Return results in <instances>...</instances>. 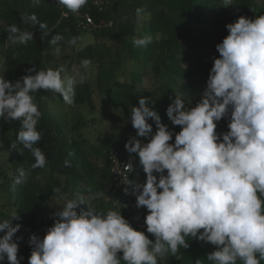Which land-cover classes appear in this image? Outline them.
<instances>
[{
    "label": "clouds",
    "instance_id": "1",
    "mask_svg": "<svg viewBox=\"0 0 264 264\" xmlns=\"http://www.w3.org/2000/svg\"><path fill=\"white\" fill-rule=\"evenodd\" d=\"M40 4L41 0H33ZM88 0H58L76 13ZM225 6L230 0H224ZM144 9L137 8L138 20ZM22 22L37 23L35 14L23 16ZM45 30L47 24L40 23ZM229 34L216 45L207 86L194 107H186L180 96L167 107L173 125L182 126L175 133L163 124L157 111L141 97L131 108V123L136 136L125 148L137 153L146 173L145 183H135L132 193L137 208L146 207L147 232L136 230L120 211L98 212L77 192L55 213L54 225L43 238H29L32 251L29 264H158L157 257L169 251L175 255L180 247L188 248L186 237L210 242L216 250L207 255L212 264H261L264 260V15L254 20L244 16L226 25ZM9 39L27 44L34 38L16 25L8 28ZM64 37L55 35L50 43L58 45ZM151 36L133 40L137 47L151 43ZM71 44H76L73 37ZM59 53L60 48L55 49ZM88 61H84L87 67ZM29 69L28 72H33ZM63 66L39 70L15 83L0 77V118L20 121L17 142L35 157L32 168H43L46 156L36 146L41 140L37 125L41 117L33 93L52 90L64 102L72 104L73 77L64 76ZM228 131L217 132V122L229 116ZM156 131L153 133V124ZM148 139L145 143L144 139ZM13 149L17 143H12ZM22 152V151H21ZM23 153V152H22ZM64 165L70 166L65 160ZM165 170L167 174L165 175ZM14 184L22 183L27 173L19 169ZM133 172V164L124 165ZM158 174V175H157ZM125 185H131L128 176ZM90 191V189H88ZM128 194V188H125ZM86 205V207H81ZM20 225L9 219L0 221V262L21 264L18 241L14 239ZM203 230V231H201ZM123 252L122 257L118 253ZM29 254L30 257H29ZM259 258H258V256ZM198 264V262H197Z\"/></svg>",
    "mask_w": 264,
    "mask_h": 264
},
{
    "label": "trees",
    "instance_id": "2",
    "mask_svg": "<svg viewBox=\"0 0 264 264\" xmlns=\"http://www.w3.org/2000/svg\"><path fill=\"white\" fill-rule=\"evenodd\" d=\"M99 1L101 4L95 5L94 0H88L79 12L73 13L58 4V0H41L38 5L33 0H0V43L6 45L4 78L13 83L25 75H35L39 70L48 69L47 64L52 61L55 49H64L73 37L78 40L92 33L96 38L94 44L86 43L70 57V62L77 61L84 68V61H88L87 66L92 68L95 79L90 76L76 81L72 104L65 103L62 96L52 90L41 89L33 93L34 102L41 112L37 125L41 140L36 146L46 156L45 167L32 168L35 157L17 142L20 121L0 118V150L10 152L9 166L13 170L14 182L19 177V169L23 168L27 173L22 183L13 184L11 192L18 206L17 225L21 226L18 231L21 234L43 238L46 223L41 205L59 196L73 199L78 191L98 212L120 211L127 220L130 219L132 212L117 204L122 193L112 194L111 156L117 151L121 158L131 159L133 176L142 177L139 176L143 168L138 154H129L125 148L137 131L131 123V108L139 105L141 97L146 98L149 108L157 111L162 123L173 131V139L169 143H174L175 133L181 131L182 126L173 125L166 114L167 107L177 95L186 107H194L199 102L214 58L220 55L216 45L229 34L227 24L236 22L241 16L254 20L264 15V0H230L231 4L227 6L223 4L224 0ZM137 8L144 9L142 20L137 19ZM86 13L97 25L93 30L81 25ZM32 14L36 15L37 23L22 22L21 17ZM40 23L47 24V36L45 30L40 29ZM11 25L33 32L34 38L27 44L13 42L7 31ZM57 34L64 39L53 45L50 40ZM144 36H151V43L140 47L133 44L134 39ZM29 69L34 71L29 73ZM94 86L104 101L102 114L127 122L122 126L126 137L119 133L108 135L104 142L95 145L81 130L78 131L86 128V116L74 115L71 123L69 119L65 123L60 115L53 113L57 104L67 105L69 110L75 111L93 103ZM229 119L230 113L217 122L218 133L229 130ZM149 123L153 124L155 133V123L152 120ZM140 139L148 142V139ZM12 143H17V148L13 149ZM65 160L70 162V166L64 165ZM140 211L141 215L148 214L146 207ZM50 212L53 226L56 217L54 212ZM141 231L155 240L147 228ZM186 242L189 247H180L175 255L169 251L162 257L158 256V264H212L207 255L216 250L215 245L190 236L186 237ZM118 255L122 257L123 252ZM120 264L126 262L121 258ZM237 264L243 262L237 260Z\"/></svg>",
    "mask_w": 264,
    "mask_h": 264
},
{
    "label": "rangeland",
    "instance_id": "3",
    "mask_svg": "<svg viewBox=\"0 0 264 264\" xmlns=\"http://www.w3.org/2000/svg\"><path fill=\"white\" fill-rule=\"evenodd\" d=\"M1 36V31H0ZM94 44L96 42V38L94 34L87 33L82 38L78 39L76 44H67L64 49H60L59 53L54 51L53 59L50 63L47 64V68L56 69L58 66H63L64 72L62 73V78L64 76L71 75L75 81L80 80L81 78L89 79L90 76L93 80L92 68L83 67L79 62L72 61L70 62V57L73 55L75 51L79 48L85 46L86 43ZM6 45L0 43V77H4L6 72V67L4 65V51ZM95 84V83H94ZM94 94H93V103H89L88 105L81 106L74 110H69L67 105L57 104L54 106L55 114L60 115V119L62 122L67 121L69 119V123L73 121L74 115L83 114L86 116L88 120V124L86 128L79 129L81 130L85 137H88L94 144H100L105 141V138L108 135H113L119 133L121 136L126 137L124 131H122L123 124H127L125 120L117 119L114 116H107L102 114V109L104 106V101L102 100L97 86H94ZM50 107L53 106L50 104ZM73 111V112H72ZM2 125V121L0 119V128ZM70 128V126H68ZM89 128V129H87ZM70 133V130L68 129ZM71 134V133H70ZM9 156L10 152L7 150H0V221L9 219L12 226L17 225L18 220V206L14 201V197H12V187L14 184V174L13 170L9 166ZM142 176L146 181V173L142 170L139 176ZM158 175V174H157ZM112 198V196H111ZM92 199L88 198L90 202ZM67 201L66 196L58 197L51 199L41 205L40 210L44 215V222L46 223L44 233L49 227H51L50 222V211L56 213L63 208V204ZM117 202V204H119ZM122 205V204H120ZM0 264H6L5 260L0 262ZM22 264H29V258Z\"/></svg>",
    "mask_w": 264,
    "mask_h": 264
},
{
    "label": "built area",
    "instance_id": "4",
    "mask_svg": "<svg viewBox=\"0 0 264 264\" xmlns=\"http://www.w3.org/2000/svg\"><path fill=\"white\" fill-rule=\"evenodd\" d=\"M95 5H100L101 2L99 0H94ZM84 20L81 22V25L84 28H87L89 30H93L97 27L95 24L92 16L89 13L84 14L83 16ZM111 24V23H110ZM2 145V138L0 135V147ZM111 177L113 181V189L112 194L120 191L122 193V198L120 200V204L127 207L131 212V218L128 219L129 223L133 226V228H136L137 230H145L147 228V225L145 223V217L146 215H141L140 210L142 207L137 208L136 206V196L131 194L132 189L135 185V183H145V179L143 177H137L135 178L133 176L134 172L126 173L124 172V165L128 163H132V160L129 158H121L119 153L116 151L111 156ZM123 173L124 176H128V179L132 181L131 185H125L123 183V177L121 175ZM125 188H128V194H125ZM17 237H22L21 240L18 241L19 249H18V259H21V264L24 263L27 260V254L32 251V246L29 244V238L30 236L21 234L17 232L14 236V239ZM6 264H8L7 258H5Z\"/></svg>",
    "mask_w": 264,
    "mask_h": 264
},
{
    "label": "crops",
    "instance_id": "5",
    "mask_svg": "<svg viewBox=\"0 0 264 264\" xmlns=\"http://www.w3.org/2000/svg\"><path fill=\"white\" fill-rule=\"evenodd\" d=\"M0 216H1V214H0Z\"/></svg>",
    "mask_w": 264,
    "mask_h": 264
}]
</instances>
